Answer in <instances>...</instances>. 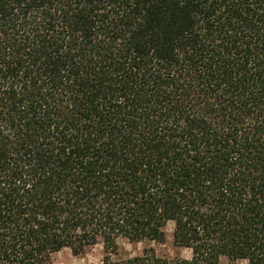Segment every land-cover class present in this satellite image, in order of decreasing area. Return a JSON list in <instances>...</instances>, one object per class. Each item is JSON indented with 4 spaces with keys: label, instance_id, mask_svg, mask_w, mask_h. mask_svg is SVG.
Segmentation results:
<instances>
[{
    "label": "trees",
    "instance_id": "16d2710c",
    "mask_svg": "<svg viewBox=\"0 0 264 264\" xmlns=\"http://www.w3.org/2000/svg\"><path fill=\"white\" fill-rule=\"evenodd\" d=\"M98 241L264 264V0H0V264Z\"/></svg>",
    "mask_w": 264,
    "mask_h": 264
},
{
    "label": "rangeland",
    "instance_id": "374dc122",
    "mask_svg": "<svg viewBox=\"0 0 264 264\" xmlns=\"http://www.w3.org/2000/svg\"><path fill=\"white\" fill-rule=\"evenodd\" d=\"M162 230L165 233V241L162 244L145 241L141 243H128L124 240L118 241V252L121 258L137 256L144 249L152 248L160 257L189 259L190 251L177 248L172 242L173 224L167 223ZM104 249L100 241L95 245L87 247L79 255H74L70 249H61L50 257L49 264H100L104 257ZM221 264H225L222 261Z\"/></svg>",
    "mask_w": 264,
    "mask_h": 264
}]
</instances>
